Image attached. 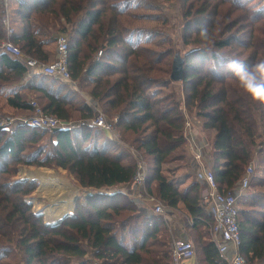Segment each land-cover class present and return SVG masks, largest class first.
Listing matches in <instances>:
<instances>
[{
	"label": "trees",
	"instance_id": "trees-1",
	"mask_svg": "<svg viewBox=\"0 0 264 264\" xmlns=\"http://www.w3.org/2000/svg\"><path fill=\"white\" fill-rule=\"evenodd\" d=\"M180 2L182 42L189 48L184 56L162 32L169 18L159 0H0V44L10 40L23 53L17 57L0 49V93L6 86L2 78L27 76L28 58L52 62L49 47L66 34L73 81L92 97L106 86L96 110L114 121L117 133L115 141L98 145L104 134L91 125L96 111L50 76H37L43 88L55 84L74 97L65 101L43 92L49 101L38 102L44 112L52 115V108L66 102L84 126L54 132L23 123L0 126V264H171L168 221L149 215L127 194L103 192L132 183L139 160L145 163L147 193L169 209L183 206L191 219L189 241L198 264H229L211 240L213 223L201 185L183 191L165 174L168 165L191 164L183 107L203 131L222 122L205 156L220 192L233 193L250 165H257L239 200V225L242 255L249 264H264V104L254 103L226 69V58L238 57L249 67L264 59V11L241 0ZM108 6L112 17L98 40L93 29ZM243 22L252 23L247 36L231 34ZM202 25L214 32L207 46L198 35ZM112 53L119 64L111 63ZM175 56L184 68L178 83L163 80ZM8 104L32 112L24 93ZM3 114L0 108V119ZM23 166H56L81 188L93 187L95 195L78 201L68 218L51 227L27 201L37 185L16 182Z\"/></svg>",
	"mask_w": 264,
	"mask_h": 264
},
{
	"label": "built area",
	"instance_id": "built-area-1",
	"mask_svg": "<svg viewBox=\"0 0 264 264\" xmlns=\"http://www.w3.org/2000/svg\"><path fill=\"white\" fill-rule=\"evenodd\" d=\"M9 35L14 34V29L9 25ZM57 52L56 58L50 63H42L33 58L27 59V69L29 74L41 73L50 77H58L65 84H74L69 70V38L66 34H59L56 39ZM0 49L17 57H23L22 51L10 40L0 44ZM100 51L98 56L101 57ZM170 80V78H169ZM32 112L24 117H3L0 119V126L5 127L16 123L28 124L31 127L42 128L48 131L60 129L72 130L84 126V123L72 124L69 121H61L54 115H47L38 102L31 103ZM186 118L185 132L186 138L194 151V160L198 165L196 179L203 188V202L210 214L212 226V241L225 260L230 264H248L241 253L242 237L239 225V200L250 187L252 177L255 175L256 164H251L247 169L246 176L233 193L223 194L219 191L214 172L204 163L205 147H200L196 142L195 119L196 117L187 114L186 109L182 108ZM116 121V120H115ZM91 125L107 132H115L114 121L108 119L100 111L96 113ZM24 171L21 170L20 177ZM146 168L145 163L138 161V170L132 182L143 192L134 194L132 197L137 203L154 205L153 213L167 217L168 207L165 203H159L155 197L150 196L146 191ZM30 181V180H29ZM107 194L124 193L122 188L103 191ZM167 208V210H166ZM169 218V217H167ZM196 256L195 249L191 242L186 239H177L172 243V263L171 264H198L194 262Z\"/></svg>",
	"mask_w": 264,
	"mask_h": 264
},
{
	"label": "crops",
	"instance_id": "crops-1",
	"mask_svg": "<svg viewBox=\"0 0 264 264\" xmlns=\"http://www.w3.org/2000/svg\"><path fill=\"white\" fill-rule=\"evenodd\" d=\"M109 11L110 10L107 9L103 13L104 15L102 14L103 18L104 17L106 18V22L103 24L99 35H96V30H97L98 26L96 25L93 29V34L98 40H101L107 32L108 23L112 17V14H110ZM108 14H110V15L108 16ZM49 49H50V53L52 55V58L54 60L56 58V52H57L56 51L57 50L56 41L53 45H51L49 47ZM110 61H111V63L117 65L120 63V57L117 56L116 54L112 53L110 55ZM41 75H43V74L38 72V73H35L32 75L28 73L27 76H24L22 78H2L4 84L6 85L5 89L0 93V107H1L2 111L4 113H7V114H12L15 117H24V116H27L30 114V112L27 110H17L15 108H12L11 106H9L8 99H10V97L16 95L19 92L21 94H23V93L26 94L28 96V100L30 101V103L35 101V102H39L42 106H48L49 101H47V98L44 96L43 92H48V94L51 95L52 97H54L55 99L64 98L65 101H71V100H73L74 97H70V94L68 97H66L67 92L69 90L76 93L77 101L79 100L82 104H87V105L91 106L96 111L95 113H97L99 111V110H96V109H98L97 108L98 104H99L98 100L101 98V96L104 94V92L106 90L105 85L97 88L94 91L93 97H92V95H90L89 93H87L85 91H80L77 88L76 83L65 84L64 81H62L58 77H50V78L54 82H57L59 85L60 84L65 85V88L69 89V90H66V91H64V89L60 90V88L55 84L49 85V86H46L45 88H43L38 83V81L35 80L37 78V76H41ZM73 105H75V104H73ZM75 109H71L70 106H68L66 104V102H62L61 104H57L54 108H52L50 110V112L52 113V115L60 117L63 121H69L70 123L75 124L76 122L80 123L78 121L79 119L77 117H75V115H76V112L74 111ZM221 123H222L221 121H215L211 130L203 131L202 127H201L202 126L201 122L198 119H195L196 142L200 147H202V146L205 147L204 163L206 165H207V163H206V157L205 156L207 155V152L209 151L210 143L213 141L216 133L219 131V129L221 127ZM97 129H100V128H97ZM100 130L102 131L104 136H100L98 138V140H99L98 145L103 144L105 142L104 139L111 140V141L116 140V138H117L116 131L111 133V132L104 131L102 129H100ZM188 145H189V158L191 161V164L189 166L185 167V166L180 165V164H171V165H168L165 167L166 176L169 177L171 180H173L177 184L178 188H180V190H183V191L192 187L194 184L198 183L199 185H201L196 179V173H197L199 167H198L196 161L194 160V151H193L192 147L190 146L189 142H188ZM26 168H28V167H23L22 170L25 171ZM28 169H30V168H28ZM58 171L62 172V170L59 168H58ZM22 178L27 180L26 176H24ZM32 181L38 182L39 184L43 183V181H39L38 179H32ZM57 181L58 180L56 179L55 182H57ZM129 185H124L120 188L121 189L123 188L125 190L124 194H127L134 201L132 196L134 194H138L140 192H143V190L138 189L135 186L130 187ZM38 186L42 188L41 185H38ZM60 189L62 190V192L59 193V196L57 195L58 189L54 193L55 199H54L53 207H54V209H56V215L53 218H57V219H59V218L62 219L66 215H71L74 212V209L76 206V204H75L74 207L72 206L73 207L72 211L71 210L68 211V206L70 207V205L72 203V199H70L66 195L67 193L64 191H68V192L69 191L73 192V191L68 190L66 188L64 189V187H62ZM146 191H147V188H146ZM73 195L76 197L77 194L73 193L72 196ZM156 200H158V199H156ZM158 202L164 203L160 200H158ZM135 203L138 204L139 206L144 207L145 211H147V213L149 215H156L153 213V210H152L154 208V205H150V204H146V203L141 204V203H137V202H135ZM44 206H46V203H44ZM37 209H39L38 206H37ZM166 210H167V208H166ZM167 213H168L167 217H169V218H167V217L165 218L164 216L163 217L168 221V226H169L170 233L172 236V242L174 240H177V239H186V240L189 239L190 234H188L189 229L187 227L191 226L192 224H191V219L188 217L184 207L180 206V208L177 210L168 208ZM206 215L211 220L209 212ZM173 234H175L176 237H174ZM210 237L212 240V235H210ZM226 261L230 264V262L228 260H226ZM194 262H197V256H195Z\"/></svg>",
	"mask_w": 264,
	"mask_h": 264
},
{
	"label": "rangeland",
	"instance_id": "rangeland-1",
	"mask_svg": "<svg viewBox=\"0 0 264 264\" xmlns=\"http://www.w3.org/2000/svg\"><path fill=\"white\" fill-rule=\"evenodd\" d=\"M241 2L245 3L247 6H252L253 8H256V9H259V10H262L264 11V0H241ZM159 5L163 11V13H165V15L169 18V23L167 24V26L165 27L164 30H162V32L164 33V36L167 37L170 42L172 43V45H175L176 46V50L177 52L181 53L182 56L185 55V53L189 50L188 47L184 46L183 42H182V37H183V20L181 18V2L180 0H159ZM107 9H109V13L112 14L113 13V8L108 6ZM264 13V12H263ZM108 14V16L110 15ZM104 15V14H103ZM103 18V16H101ZM100 18L101 20L98 22L97 26V30H96V35H99L100 33V30L103 26V24L106 22V18L104 17L103 19ZM252 26V23L251 22H243L242 24H240L239 26H237L231 34L233 35H236V36H239V37H246L247 34H248V31H249V28ZM160 30H158L159 32ZM230 34V35H231ZM151 39H154V41H156V38H151ZM167 46H164L163 49L161 51H164L166 50ZM173 59L174 57L171 59V67H172V63H173ZM172 71V70H170ZM170 73V72H169ZM171 74V73H170ZM170 74L166 75V76H163V80H166V79H169L170 78ZM173 87H178V86H174V85H177V84H173ZM1 108V107H0ZM2 110V109H1ZM2 113H4L2 111ZM3 116L5 117H15L14 115L12 114H7V113H4ZM57 117L58 119H60L61 121H63L60 117L58 116H55ZM72 121V120H71ZM23 167H26V166H23ZM22 167V168H23ZM30 169L34 170V169H38V168H31L29 167ZM38 170H41L44 172L43 169H38ZM51 170H53L52 172H54L55 174L57 173H60L58 171V168L56 166H54ZM50 171V170H49ZM66 174V173H65ZM62 176V174H60ZM65 177V178H73L70 174H66V176H62V178ZM31 178V177H30ZM29 178V179H30ZM29 179L27 178V182L31 183V184H35L37 185V190L32 194L30 195L28 198H27V201L31 202L33 204V208H34V211L36 214H43V217H44V220L47 222V221H52L54 223L58 222L61 218L57 219V218H53V217H50L51 213L48 212V213H45L44 211H41L39 209H37V206H36V203L34 201V197L35 196H39L41 198H45V201H46V208L48 209H52L53 208V204L52 201H51V197L53 199H55V188H53L52 186H47L46 184L42 183V184H39L38 182H31L29 181ZM18 180H23L22 177H18L16 178V181ZM74 180V179H73ZM75 181V180H74ZM76 182V181H75ZM29 183V184H30ZM77 183V182H76ZM78 184V183H77ZM38 185H41V187H39ZM68 185V183H67ZM79 185V184H78ZM69 187V186H68ZM66 188L68 190H72L73 192H68V191H64L66 192L67 196L72 199V203L70 205V207L68 206V211H72L74 205H75V201H74V195L72 196V194L74 193V188L72 186H70L69 188ZM77 187V186H75ZM65 189V188H64ZM76 189V188H75ZM79 201H82V200H79ZM49 202V203H48ZM73 206V207H72ZM77 206V204H76ZM75 211V209H74ZM171 234V233H170ZM174 237L175 234H173ZM187 240H190L192 241L191 239H187ZM173 243V242H172ZM197 253V252H196ZM197 256V263H199V257L198 255ZM201 262V261H200ZM247 263L249 264V262L247 261ZM257 263H258V260H257ZM5 264H11V262H9L7 260V262ZM201 264V263H200Z\"/></svg>",
	"mask_w": 264,
	"mask_h": 264
},
{
	"label": "clouds",
	"instance_id": "clouds-1",
	"mask_svg": "<svg viewBox=\"0 0 264 264\" xmlns=\"http://www.w3.org/2000/svg\"><path fill=\"white\" fill-rule=\"evenodd\" d=\"M201 44L207 46L214 39V32L207 25L199 30ZM226 69L239 83L241 89L257 104H264V59H258L251 67L240 58H226Z\"/></svg>",
	"mask_w": 264,
	"mask_h": 264
},
{
	"label": "bare ground",
	"instance_id": "bare-ground-1",
	"mask_svg": "<svg viewBox=\"0 0 264 264\" xmlns=\"http://www.w3.org/2000/svg\"><path fill=\"white\" fill-rule=\"evenodd\" d=\"M176 58L177 57L175 56V58L173 59L172 69H173V64H174V61ZM28 168L25 169L23 177L26 176L28 179L31 177L29 179L30 181H32V179H38L39 181H43V183L46 184L48 187L52 186L53 188H55V190L58 189L57 190L58 196H59V193L62 192V190L60 188H62V187L67 188L68 186L69 187L72 186L74 188L73 189L74 193L79 194L77 187H75L77 183L73 180V178L72 179L70 177L69 178H65V177L62 178V176H66L65 172L59 171L60 173L55 174L54 172H52L53 170H50V171L44 170V172H43V171H40L38 169L32 170V169H28ZM60 174H62V176ZM56 179L58 180L57 182H55ZM67 183H68V185H67ZM34 201H35L36 205L39 207V210L44 211L45 213H48V212L52 213L50 215V217H54L56 215V209H54V207L50 210L44 206V203H46L45 198L35 196ZM51 201H52V203H54V199L52 197H51Z\"/></svg>",
	"mask_w": 264,
	"mask_h": 264
},
{
	"label": "water",
	"instance_id": "water-1",
	"mask_svg": "<svg viewBox=\"0 0 264 264\" xmlns=\"http://www.w3.org/2000/svg\"><path fill=\"white\" fill-rule=\"evenodd\" d=\"M183 79H184L183 60H182V58L177 57L174 61L173 69H172V72L170 74V81L174 82V83H178V82H181ZM16 182H27V180L23 179V180H18ZM31 182H34V181H31ZM76 186H77V190L79 191V194H77L75 199H74L75 204H77V202L79 200L86 201L95 195L93 187L81 188L78 184H76ZM129 186L133 187L134 182H132ZM29 203L32 204L31 202H29ZM75 208H76V206H75ZM39 215L43 216V214H39ZM68 217H69V215H66L56 223H54L52 221H47V224L51 227H56V226L60 225L64 219H66Z\"/></svg>",
	"mask_w": 264,
	"mask_h": 264
}]
</instances>
